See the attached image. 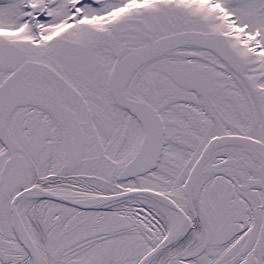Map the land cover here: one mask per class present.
<instances>
[{"label": "snow or ice", "instance_id": "6c2138e0", "mask_svg": "<svg viewBox=\"0 0 264 264\" xmlns=\"http://www.w3.org/2000/svg\"><path fill=\"white\" fill-rule=\"evenodd\" d=\"M0 264H264V0H0Z\"/></svg>", "mask_w": 264, "mask_h": 264}]
</instances>
